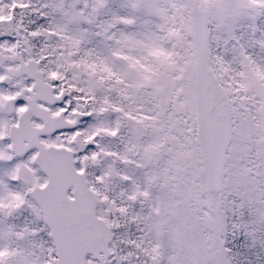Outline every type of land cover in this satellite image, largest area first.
I'll return each mask as SVG.
<instances>
[{"label":"snow or ice","instance_id":"1","mask_svg":"<svg viewBox=\"0 0 264 264\" xmlns=\"http://www.w3.org/2000/svg\"><path fill=\"white\" fill-rule=\"evenodd\" d=\"M0 264H264V0H0Z\"/></svg>","mask_w":264,"mask_h":264}]
</instances>
